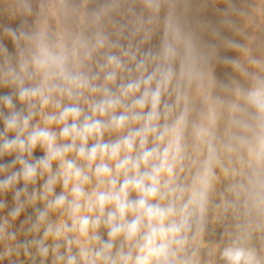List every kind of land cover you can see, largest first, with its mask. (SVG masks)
<instances>
[{
  "label": "clouds",
  "instance_id": "9594fccd",
  "mask_svg": "<svg viewBox=\"0 0 264 264\" xmlns=\"http://www.w3.org/2000/svg\"><path fill=\"white\" fill-rule=\"evenodd\" d=\"M138 3L61 0L56 39L4 29L0 264H201L210 212L232 223L208 264H264V50L233 0L199 34Z\"/></svg>",
  "mask_w": 264,
  "mask_h": 264
},
{
  "label": "rangeland",
  "instance_id": "374dc122",
  "mask_svg": "<svg viewBox=\"0 0 264 264\" xmlns=\"http://www.w3.org/2000/svg\"><path fill=\"white\" fill-rule=\"evenodd\" d=\"M73 1L74 2H72V0H68V2H70L74 7L77 6L76 8L80 9L81 11L88 12V13L95 11V10H99L100 8L104 7L106 4L110 3V0H87V1L84 0V3H83V0L81 1L73 0ZM132 2L133 0H120L121 14H117L116 19H123L122 13L126 10L129 4H131ZM171 2L174 4V6H176L175 7L176 15L180 18L181 22L185 25V27L194 32H197L198 34L201 33L202 26L205 24L210 23L213 26H217L220 20V14L218 12V9L222 10V9H225L227 6L225 3V0H206V2L205 0H186V1L185 0H171ZM233 2L238 9H242L243 11H245L247 15V16L246 15L243 16L244 18L243 17H233V19L235 21L237 20L236 23L241 28L243 29L245 28V32L247 31L248 35H254L257 37V39L254 41V47H260L261 49H263L264 48V13H263L264 12L263 10L264 2L258 1L259 2L258 3V2H252V0H233ZM26 3L31 8L30 13L24 11V5ZM57 4L60 7L61 0H59ZM137 4L139 5L138 0H137ZM81 5H84V6H81ZM138 5L136 6L139 8L140 5L139 6ZM212 5H214V7ZM205 6L206 8L209 7L210 9L209 12L207 13V17L205 21L201 23H196L194 25L193 23L195 22L193 20V16L195 14L202 15L204 11H206ZM45 8L46 10H44ZM48 11L49 10H48V5H47V0H0V39H3L4 43L8 45L9 49H11L12 43L9 39H7V33L4 32V29L6 27H14V28L16 27L18 30H22L26 33L31 34L41 29L40 23L43 25L44 23H46V26L44 25L45 27L44 29L53 39L58 38L60 35L63 34L65 28L70 24V21H69L70 18L66 17L61 11H59L58 13L59 23L56 24L55 20L51 19L50 13ZM225 34L232 36L231 32H226ZM204 35L206 38H210V37H207L206 29L204 30ZM234 38L242 41V37L240 36H235ZM20 46L23 48V47H27L28 45L26 42L21 41ZM227 53L228 52H221V55H227V56H233V57L238 56V54L235 52L229 51V53L228 54ZM259 53L260 52H257V55H259ZM218 70L219 71L221 70V74L219 78L222 80H229L232 77L242 80V77H240V75L236 73L230 67L218 66L216 68V72H218ZM0 91H7V89H3ZM2 128H3V124L0 123V129ZM12 135L13 134L11 133L9 134L10 137ZM43 155L44 153L40 149H37L34 153L35 157H42ZM11 159H13L12 156H6L4 157L2 161H0V163H7ZM16 167L18 168L19 165H17ZM59 191H60V188L58 187L57 193H59ZM7 202H8V207L9 208L12 207V200H11L10 195L8 197ZM31 213H32V208L30 207L28 208L27 213L25 214H31ZM21 219H23V215ZM231 223L232 222L230 220L225 221V220L218 219L217 214L215 212L209 213L208 225H207L205 234L202 237V246L200 248L201 264H208L209 261H212L214 259L213 257L209 256V252L213 248H215L217 245L222 243V241L225 239V237L222 235V232ZM252 243L258 249H264V240H261L259 238H254ZM5 264H7V262H5ZM216 264H218V262H216Z\"/></svg>",
  "mask_w": 264,
  "mask_h": 264
},
{
  "label": "bare ground",
  "instance_id": "6f19581e",
  "mask_svg": "<svg viewBox=\"0 0 264 264\" xmlns=\"http://www.w3.org/2000/svg\"><path fill=\"white\" fill-rule=\"evenodd\" d=\"M59 1V0H58ZM57 0H47V5H48V12L50 13V17H51V19H54L55 20V23L56 24H58L59 23V20H58V13H59V6H58V4H57V2H58ZM79 1H81V0H79ZM87 1V0H86ZM186 1V0H185ZM258 1H260V2H264V0H252V2H258ZM72 2H74L73 0H72ZM77 2V1H76ZM91 2V1H90ZM205 2H206V0H205ZM16 3V2H15ZM35 3V2H34ZM70 3V2H69ZM78 3V2H77ZM83 3H84V0H83ZM88 3V2H87ZM94 3V2H93ZM211 3V2H210ZM216 3V2H215ZM259 3V2H258ZM13 4V3H12ZM81 4V3H80ZM203 4V3H202ZM205 4V3H204ZM92 5V4H91ZM138 5V4H137ZM186 5V4H185ZM252 5V4H251ZM258 5V4H257ZM16 6V5H15ZM14 6V7H15ZM19 6V5H18ZM34 6V5H33ZM81 6H84V5H81ZM139 6V5H138ZM201 6H203V5H201ZM213 7H214V5H212ZM211 6V7H212ZM35 7V6H34ZM45 7V6H44ZM59 7V8H58ZM75 7H77V6H75ZM97 7V6H96ZM140 7V6H139ZM176 7V6H175ZM191 7V6H190ZM210 7V8H211ZM80 8V7H79ZM180 8V7H179ZM17 9H18V7H17ZM34 9V8H33ZM32 9V10H33ZM86 9V8H85ZM198 9H199V7H198ZM201 9V8H200ZM205 9H206V11H204V13L202 14V15H198V14H195L194 16H193V20H194V22L195 23H193L194 25L196 24V23H201V22H203V21H205V19H206V17H207V13L209 12V7H207L206 8V6H205ZM246 9V8H245ZM44 10H46V8L44 9ZM264 10V9H263ZM4 11V10H3ZM2 11V12H3ZM19 12V11H18ZM200 12V11H199ZM245 12V11H244ZM17 13V12H16ZM264 13V12H263ZM15 14V13H14ZM38 14V13H37ZM210 14V13H209ZM261 14V13H260ZM40 15V14H39ZM45 16V15H44ZM247 16V15H246ZM2 17V16H1ZM48 17H49V15H48ZM60 18V17H59ZM244 18V17H243ZM16 19H18V18H16ZM66 19V18H65ZM49 20V19H48ZM62 20V19H61ZM243 20V19H242ZM51 21V20H50ZM69 21H70V23H71V19H69ZM237 21V20H236ZM189 22V21H188ZM240 22V21H239ZM38 23H40V22H38ZM62 23H64V22H62ZM67 23V22H66ZM54 24V23H53ZM260 24V23H259ZM44 25L46 26V23H44ZM44 25L43 24H41L40 23V28H45L44 27ZM189 25V24H188ZM190 26V25H189ZM16 28V27H15ZM244 30H245V28H244ZM50 32H51V30H50ZM246 33H247V31H246ZM262 50H264V48L262 49ZM229 53V52H228ZM227 53V54H228ZM260 54V53H259ZM221 69V68H220ZM225 72V71H224ZM220 74H221V70L219 71L218 70V72H216V75L219 77L220 76ZM110 137H108V136H106L105 137V139H109Z\"/></svg>",
  "mask_w": 264,
  "mask_h": 264
}]
</instances>
